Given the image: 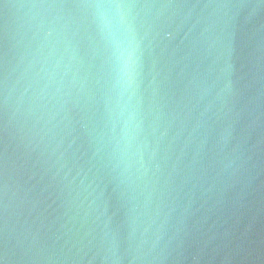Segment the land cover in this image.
<instances>
[{"label":"water","instance_id":"95a60500","mask_svg":"<svg viewBox=\"0 0 264 264\" xmlns=\"http://www.w3.org/2000/svg\"><path fill=\"white\" fill-rule=\"evenodd\" d=\"M0 260L264 264V0H0Z\"/></svg>","mask_w":264,"mask_h":264},{"label":"clouds","instance_id":"9594fccd","mask_svg":"<svg viewBox=\"0 0 264 264\" xmlns=\"http://www.w3.org/2000/svg\"><path fill=\"white\" fill-rule=\"evenodd\" d=\"M107 7H113V8H125V7H131V5H123V4H116V5H110ZM124 24L123 17L120 18L118 23L115 26H110L112 30V35L114 39H116L118 42H121L124 44L125 48L124 50L128 53V58L126 63L131 62L132 57V51L135 47V41L134 38L130 35L131 29L130 26H124L123 30L121 29V25Z\"/></svg>","mask_w":264,"mask_h":264},{"label":"snow or ice","instance_id":"6c2138e0","mask_svg":"<svg viewBox=\"0 0 264 264\" xmlns=\"http://www.w3.org/2000/svg\"><path fill=\"white\" fill-rule=\"evenodd\" d=\"M0 264H3V260H0Z\"/></svg>","mask_w":264,"mask_h":264}]
</instances>
